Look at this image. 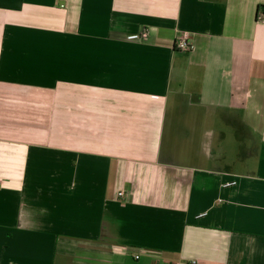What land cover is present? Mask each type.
<instances>
[{
  "label": "crops",
  "instance_id": "obj_1",
  "mask_svg": "<svg viewBox=\"0 0 264 264\" xmlns=\"http://www.w3.org/2000/svg\"><path fill=\"white\" fill-rule=\"evenodd\" d=\"M260 12L0 0V264H264Z\"/></svg>",
  "mask_w": 264,
  "mask_h": 264
},
{
  "label": "rangeland",
  "instance_id": "obj_2",
  "mask_svg": "<svg viewBox=\"0 0 264 264\" xmlns=\"http://www.w3.org/2000/svg\"><path fill=\"white\" fill-rule=\"evenodd\" d=\"M186 126L190 128L189 125H186ZM198 127H199L198 128V133H201L203 131L207 132V133L208 132L212 133L213 131H218L219 128H221L222 130H225L226 132H228V136H229V140H230V141L229 140L227 141V145L229 147L233 148L234 143L232 141V139H233L232 138V132H231L230 128L226 124H224V123L218 124L217 122L215 123V122H211V121H208V122L205 121L204 123H200L198 125ZM184 159H186L188 161H192L193 160V158L191 156L184 157L183 160Z\"/></svg>",
  "mask_w": 264,
  "mask_h": 264
},
{
  "label": "built area",
  "instance_id": "obj_3",
  "mask_svg": "<svg viewBox=\"0 0 264 264\" xmlns=\"http://www.w3.org/2000/svg\"><path fill=\"white\" fill-rule=\"evenodd\" d=\"M259 21H264V12L259 13ZM145 35L146 33H143L141 36H145ZM139 36H140L139 34H134V35H131V38H138ZM175 46L178 50H188L193 47V44L186 39H182V40L177 41ZM120 194L123 195V192H120Z\"/></svg>",
  "mask_w": 264,
  "mask_h": 264
}]
</instances>
